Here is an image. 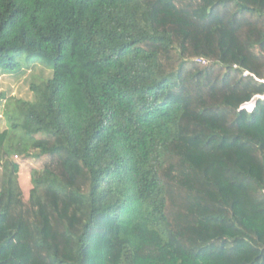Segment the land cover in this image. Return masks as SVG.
<instances>
[{
    "label": "trees",
    "instance_id": "trees-1",
    "mask_svg": "<svg viewBox=\"0 0 264 264\" xmlns=\"http://www.w3.org/2000/svg\"><path fill=\"white\" fill-rule=\"evenodd\" d=\"M38 64L0 264H264V0H0V75ZM13 156L61 163L25 201Z\"/></svg>",
    "mask_w": 264,
    "mask_h": 264
},
{
    "label": "rangeland",
    "instance_id": "rangeland-1",
    "mask_svg": "<svg viewBox=\"0 0 264 264\" xmlns=\"http://www.w3.org/2000/svg\"><path fill=\"white\" fill-rule=\"evenodd\" d=\"M31 72H25L19 77H9L6 75H0V92H5L10 98L33 100V93L30 89L32 84H39L42 81L49 79L52 76L50 69L39 65L32 68ZM254 103V102H253ZM2 105L0 108V132L7 128V121L5 117L6 107ZM250 106H253L251 104ZM249 106V107H250ZM11 162L17 163L19 166V172L17 174L18 186L22 192L25 201L30 198V192L32 190V173L34 171H43L45 168L52 164L55 166L60 165L61 158L55 157H42L39 159L24 158L23 156L11 157ZM4 184V169L0 165V192Z\"/></svg>",
    "mask_w": 264,
    "mask_h": 264
},
{
    "label": "water",
    "instance_id": "water-1",
    "mask_svg": "<svg viewBox=\"0 0 264 264\" xmlns=\"http://www.w3.org/2000/svg\"><path fill=\"white\" fill-rule=\"evenodd\" d=\"M256 103V100L254 101V103L253 104H255Z\"/></svg>",
    "mask_w": 264,
    "mask_h": 264
}]
</instances>
